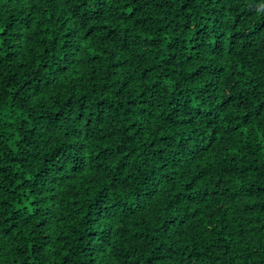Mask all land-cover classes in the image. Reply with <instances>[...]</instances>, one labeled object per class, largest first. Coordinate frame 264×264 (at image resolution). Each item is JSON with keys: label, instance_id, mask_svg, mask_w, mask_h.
<instances>
[{"label": "trees", "instance_id": "1", "mask_svg": "<svg viewBox=\"0 0 264 264\" xmlns=\"http://www.w3.org/2000/svg\"><path fill=\"white\" fill-rule=\"evenodd\" d=\"M0 264H264V0H0Z\"/></svg>", "mask_w": 264, "mask_h": 264}]
</instances>
